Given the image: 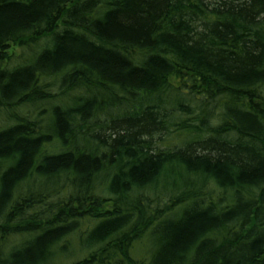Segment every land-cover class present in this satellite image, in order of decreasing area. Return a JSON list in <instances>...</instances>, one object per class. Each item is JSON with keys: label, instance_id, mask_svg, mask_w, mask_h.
<instances>
[{"label": "trees", "instance_id": "16d2710c", "mask_svg": "<svg viewBox=\"0 0 264 264\" xmlns=\"http://www.w3.org/2000/svg\"><path fill=\"white\" fill-rule=\"evenodd\" d=\"M0 264H264V0H0Z\"/></svg>", "mask_w": 264, "mask_h": 264}]
</instances>
